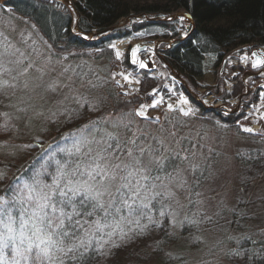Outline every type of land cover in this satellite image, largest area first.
I'll use <instances>...</instances> for the list:
<instances>
[{
    "label": "rangeland",
    "instance_id": "374dc122",
    "mask_svg": "<svg viewBox=\"0 0 264 264\" xmlns=\"http://www.w3.org/2000/svg\"><path fill=\"white\" fill-rule=\"evenodd\" d=\"M60 1L63 4L60 8L65 5L70 10L75 30L77 14L70 7L71 0ZM182 12L186 13L178 10L165 17L146 14L150 20L159 18L156 21H164L166 25H150L125 38L113 40L108 45L113 52V58H110L94 49L57 52L28 20L12 14L5 15L0 10V53L5 49L15 53L0 56V65L10 70L0 72V80L8 82L0 88V173L4 174L0 186L16 176L11 166L24 168L22 166L25 165L26 168L29 161L38 164L35 174L39 175L42 166L52 168V163H49L51 160L56 163L57 158L61 157V160L63 157L65 161L68 159L66 156H70V163L61 164L65 163L66 170L70 172L77 171V165H80L79 171L83 172L103 145L101 138H98L94 140L93 152L83 147L91 136V132L86 131L88 127H84L89 126L87 117L96 119L98 116L105 125L106 134L118 133L124 141L136 133L140 136V143L159 148L165 156L170 157L164 161L162 169L152 165L153 181L149 184L157 185L155 190L161 195L154 200L157 212L144 211L147 213L146 218L139 220L141 226L148 224L147 229L141 232L136 223H126V218L131 215L126 208L127 214L111 213L115 219L105 222L115 225L118 220L125 231L132 230L129 232L130 239L121 241L119 236L114 237L121 244L119 248L110 249V245H106L102 252L94 248L90 250L92 255L87 260L67 261L65 264H253L252 259L258 254L249 244L245 246L238 243L239 233L228 223L230 216L221 212L233 210L245 192L255 203L252 218L259 228L257 232L253 229L254 236L264 238V172L261 170L257 173V170L255 172L239 160L260 159L264 143L240 135L234 129H216L192 118L198 112L197 104L184 91L176 76L178 73L171 71L163 54L172 40L184 38L192 26L188 18L182 16ZM134 15L131 13V16ZM141 17L131 18V22ZM89 37H94V33ZM135 44L146 45V50L137 54L132 63L129 51ZM254 48L258 49V46L248 45L230 50L218 66L207 67L204 75L196 81L197 91L190 90L199 98L201 103H197L216 109H224L222 105L227 104L225 107L233 110L241 94L247 95L254 91L251 88L255 86L252 79L241 73V81L245 79L247 83L240 90L242 93L225 99L221 97V94L230 92L237 82L232 79L234 67L240 70L248 67ZM117 52L120 53L119 57ZM147 53H151L153 69H147L143 63ZM205 58L208 64L209 57ZM18 59L22 61L21 65L15 63ZM126 61L132 67H126ZM141 63L145 67H141ZM29 65L28 72L21 75L20 68ZM143 70H147L157 83L147 89L149 99L135 107L136 119L129 120L132 122L129 130L120 122L118 115H112L107 110L104 89L113 87L125 98L139 95ZM25 84L28 86L25 87ZM49 85H54L55 91ZM172 100L174 102L171 105L169 102ZM185 100L187 109L184 111L192 110L187 116L181 111ZM155 101L160 103L151 107ZM142 105L146 106L143 109L145 116L137 115ZM234 125L241 131L251 129V133L264 134V93L263 97L257 94V99L244 107ZM142 127H145V131ZM172 132L176 135L172 136ZM158 140L163 141V146L157 143ZM78 141L80 151L77 153L73 145ZM251 150H256L257 156ZM177 151L181 156L187 155L188 160L175 158ZM89 153H93L90 155L92 157H87ZM77 155L81 156L80 159ZM174 165L178 171L174 170ZM192 165L198 166L195 172L191 170ZM258 167L262 168L261 165L254 168ZM56 171L57 168H54ZM169 174L177 177V180L172 181ZM157 176L160 180L155 179ZM181 179L186 183L178 187ZM13 185L17 187L16 183ZM165 186L175 193L174 197L163 194ZM129 194L130 191L126 189L115 199L120 209L124 208L121 205L122 198H128ZM113 195L115 197L116 193L113 192ZM107 199L109 197H105ZM24 203L26 200L21 204L14 203L18 205L9 209L17 217V225L31 211L30 204ZM161 211L164 212L163 216ZM100 215L103 216V213ZM149 217L152 223H149ZM221 222L229 224L231 229L217 226ZM109 230L105 229L106 232Z\"/></svg>",
    "mask_w": 264,
    "mask_h": 264
},
{
    "label": "trees",
    "instance_id": "16d2710c",
    "mask_svg": "<svg viewBox=\"0 0 264 264\" xmlns=\"http://www.w3.org/2000/svg\"><path fill=\"white\" fill-rule=\"evenodd\" d=\"M71 2L72 5L70 7L77 14V31L72 26L73 17L70 10L65 5V7L60 8L63 5L60 0H0V10L5 15L12 14L28 20L57 52H69L71 49H94L102 51L110 58H113V52L108 45L113 40L125 38L133 32L150 25H166L164 21L148 20L142 16L134 22H131L130 19L127 23L108 30L124 18L131 16V13L135 15L145 13L147 16L155 15L157 17V15H160L159 17H165L174 14L178 10H184L191 18L192 26L184 38L176 39L175 42L163 50V54L168 67L175 70L180 75L181 80L186 83L189 90L193 92L197 91L196 81L204 75L206 68L218 66L228 51L248 45L264 44V0H71ZM92 33H94V37H89ZM206 56L209 57L208 64L206 63ZM125 65L129 68L132 67L129 61H126ZM234 70L232 79L237 82L233 85L230 92L221 94L223 99L233 95L239 96L242 93L240 90L244 88L240 79L243 69L240 70V68L234 67ZM156 83L157 80L151 78L147 70H143L141 78L142 89L139 95L125 98L113 87L104 89V96L108 105L107 110L112 115H118L120 122L127 125V129H131L132 122L130 123L129 120L133 121L136 119L135 107L143 100L149 99V95L146 93L147 89L154 84L156 85ZM178 85L181 88V83ZM251 93L242 97L241 108L233 114L226 112L224 109L203 107L187 93L193 102L197 104L198 108L197 114L192 118L216 129H234L240 135L264 143V134L258 135L244 132L234 125L243 113L244 107L257 99V91L254 90ZM96 117V119L87 117L89 126L86 131L91 132V136L83 147L86 146L88 149L94 147V140L101 138V143H103L107 136L104 123L98 119V116ZM142 128L145 131V127ZM140 135H143V133ZM103 147L104 143L101 148ZM251 151L252 154L257 156L255 154L256 150ZM259 152L261 151L259 150ZM261 153L262 157L260 159L257 157L251 161L241 158L239 160L243 162V165L251 167L255 172L257 170V173L261 170L264 172V150ZM92 154L89 153L87 157ZM67 157L68 159H65V161L63 157L62 161L60 160L61 157L57 158L56 161L70 163V156ZM77 157L80 159L81 156L77 155ZM49 163H52V168L42 166L40 173H38L39 175L35 174L38 164H31L30 161L26 168L25 165L22 166L24 168L15 165L11 166L14 168L13 173H16V176H13L10 181L0 186V197L12 199L14 189L21 187L25 182H31L37 177L41 178L43 182H50L52 175L55 173L54 168H57V163L52 162V160ZM257 165H261L262 168L258 167V169H255L254 167ZM0 166H2L1 162ZM152 171L150 172L151 177ZM152 181L150 179L145 183L151 187L152 185L149 183ZM14 183L17 184V187L13 185ZM125 191L126 189H122L120 193H116L115 199L121 193H125ZM242 196L243 198L236 202L233 210L221 213H228L230 216L228 223H231L230 226L239 233L240 239L238 238V243H243L245 246L249 244L252 250L255 248V251L258 252L257 256L253 257L252 263L264 264V238L254 236V232H257L259 228L255 226L252 218L255 203L254 200L249 198L250 196L247 197L245 192ZM27 204L29 202L26 200L23 205ZM14 205L17 206L18 204ZM118 205L119 202L116 201L114 206L109 208V212L115 214L117 212L115 209ZM152 205L149 209L142 210L143 215L132 213L126 218V223L131 221L135 224L137 220L146 218L147 213L144 211L157 212V204L154 200ZM137 206H139V202H137ZM124 209L122 208L119 212L127 214ZM113 217L109 215L106 221L109 219L112 221ZM217 226L230 228L229 224H222V222L217 223ZM91 255V251H89L87 258ZM7 260L8 258L5 257L6 264Z\"/></svg>",
    "mask_w": 264,
    "mask_h": 264
},
{
    "label": "snow or ice",
    "instance_id": "6c2138e0",
    "mask_svg": "<svg viewBox=\"0 0 264 264\" xmlns=\"http://www.w3.org/2000/svg\"><path fill=\"white\" fill-rule=\"evenodd\" d=\"M4 55L15 53L5 49L0 53V56ZM119 56L120 53L117 52V57ZM132 56H136L135 49ZM15 63L21 65L22 61L18 59ZM261 64H264V61L257 60L252 66L258 67ZM140 66L145 67L143 63ZM30 67L31 65L20 68V74L27 73ZM8 71V68L0 65V72ZM7 83L0 80V88L5 87ZM27 86L25 84V87ZM49 87L55 91L54 85ZM159 103L160 101H155L151 107H156ZM183 103L186 104L187 101ZM145 107L142 105V110L138 111L137 115L145 116ZM181 111L187 116L192 110ZM84 127L87 128L88 125ZM171 135L175 136L176 133L172 132ZM139 141L140 136L136 133L124 141L118 133H107L103 141L104 147L96 152L83 172L79 171L80 165H77V171L70 172L66 170V164L57 161V171L52 176L51 183L34 178L31 182H25L22 188L14 189L12 199L0 197V264H6L5 257L8 258L7 264H65L66 261H83L94 248L98 252H102L106 245H110V249L119 248L121 244L117 243L114 237L119 236L121 241L130 239L129 232L132 230L125 231L120 227L118 220L115 225L105 222L111 215L109 208L115 204L113 192L120 193L122 189H128L131 195L122 198L121 205L128 209L130 214L143 215L142 210L152 207V201L161 195V192L155 190L157 185L149 187L144 183L152 179V165L162 169L164 161L170 159L159 148L154 149L152 145ZM79 143L78 141L73 145L77 153L80 151L77 146ZM157 143L163 146L162 140ZM176 143L179 144V140ZM89 151L91 152V148ZM175 158L188 160V156H181L179 151L175 153ZM173 167L178 171L177 166ZM197 167L192 165L191 170L195 172ZM76 176L86 178L76 179ZM169 177L172 181L177 180V177H171L170 174ZM3 178L4 174L0 173V179ZM155 179L160 180V177ZM184 183L186 181L181 179L177 186L182 187ZM165 188L163 194L166 197L175 196L174 192L167 190L166 186ZM105 197L109 199L105 200ZM25 200L29 202L31 211L20 219L17 225V217L9 209L14 203H23ZM115 210L119 212L121 209L116 206ZM100 213H103V216ZM160 214L163 216L164 212L161 211ZM135 223L141 232L148 227V224L141 226L139 220ZM149 223H152L151 217ZM105 229L110 230L105 232Z\"/></svg>",
    "mask_w": 264,
    "mask_h": 264
},
{
    "label": "water",
    "instance_id": "95a60500",
    "mask_svg": "<svg viewBox=\"0 0 264 264\" xmlns=\"http://www.w3.org/2000/svg\"><path fill=\"white\" fill-rule=\"evenodd\" d=\"M67 1H68V0H67ZM176 15H177V14H175L174 17H176ZM141 16L147 18V16H146L145 13L140 14V15H137V16H135V15H134V16H128V17L124 18V19L122 20L121 23L119 22V23L116 24L115 26L110 27L108 30H112L113 28H115V27H117V26H120V25H122V24H125V23L128 22V20L131 19V18H134V17H141ZM182 16L188 18V20H189L190 23L192 24V20H191V18L189 17V15H188L187 13L182 12ZM147 19L150 20L149 18H147ZM156 20H159V18H156ZM75 30H77V28H75ZM90 35H91V34H90ZM134 49L136 50V55H137V54H139V53H141V52H144V51L146 50V45L135 44L134 46H132V47L130 48V51H129V58H130V62H132V63H134L133 61L136 60V58H134V57L132 56V52H133ZM250 56H251L250 68H251V69H258V68H260V67L262 66V64H261L260 66H258V67H253L252 65H253V63H255L257 60L263 61V59H264V53H259L258 51L253 50V51L251 52ZM135 57H136V56H135ZM150 57H151V53H147V54H145V56H144V58H143V63L146 65V68H147V69H153V68H154V66H153V64H152V61H151ZM171 71L173 72L172 69H171ZM176 76H177L178 79H180L181 83L183 84V88H184L185 92L188 93L189 95H191V96L194 98V100H195L196 102L201 103L200 100H199V98H197V96H195V95H193V94L191 93V91L189 90V88H188V86L186 85V83L183 82V81L181 80L179 74H176ZM244 95H245V93L241 94V95L238 97V99H237V105L235 106V108H234L233 110L228 109V108L225 107V106H222V107L224 108V110H225L226 112H229V113H231V114L237 112V110L239 109V105H240V102H241V98H242Z\"/></svg>",
    "mask_w": 264,
    "mask_h": 264
},
{
    "label": "flooded vegetation",
    "instance_id": "af4514ba",
    "mask_svg": "<svg viewBox=\"0 0 264 264\" xmlns=\"http://www.w3.org/2000/svg\"><path fill=\"white\" fill-rule=\"evenodd\" d=\"M173 41L174 40H172L170 42V45L173 43ZM257 46H258V49L254 48V49H252V51L256 50L259 53H264V44L257 45ZM250 61H251V56H250ZM250 61H249V64L247 63L248 67H246L243 70L242 74H244V76H246V78L252 79V83H254L255 86H253L251 88L256 90L257 94H259V96L263 97V93H264V64H262V66L260 68H258V69H251L250 68ZM263 61H264V59H263ZM245 81L246 80L243 79V81H242L243 85H247V83H245ZM240 106H241V102H240V105H239V109H240ZM239 109L237 111H239Z\"/></svg>",
    "mask_w": 264,
    "mask_h": 264
},
{
    "label": "built area",
    "instance_id": "2783aa9c",
    "mask_svg": "<svg viewBox=\"0 0 264 264\" xmlns=\"http://www.w3.org/2000/svg\"><path fill=\"white\" fill-rule=\"evenodd\" d=\"M138 69H140V67H139ZM182 104L184 105L183 102H182ZM183 105H182V109H183V110H186V109H187L186 105H184V106H183Z\"/></svg>",
    "mask_w": 264,
    "mask_h": 264
},
{
    "label": "bare ground",
    "instance_id": "6f19581e",
    "mask_svg": "<svg viewBox=\"0 0 264 264\" xmlns=\"http://www.w3.org/2000/svg\"><path fill=\"white\" fill-rule=\"evenodd\" d=\"M120 48H123V47L121 46ZM173 102H174V101L172 100V101H170L169 103L172 105V104H173ZM182 105H183V104H182ZM183 106H184V105H183Z\"/></svg>",
    "mask_w": 264,
    "mask_h": 264
}]
</instances>
